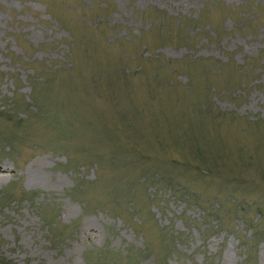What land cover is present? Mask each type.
<instances>
[{
	"label": "rangeland",
	"instance_id": "374dc122",
	"mask_svg": "<svg viewBox=\"0 0 264 264\" xmlns=\"http://www.w3.org/2000/svg\"><path fill=\"white\" fill-rule=\"evenodd\" d=\"M0 264H264V0H0Z\"/></svg>",
	"mask_w": 264,
	"mask_h": 264
},
{
	"label": "trees",
	"instance_id": "16d2710c",
	"mask_svg": "<svg viewBox=\"0 0 264 264\" xmlns=\"http://www.w3.org/2000/svg\"><path fill=\"white\" fill-rule=\"evenodd\" d=\"M209 12H214V8H211Z\"/></svg>",
	"mask_w": 264,
	"mask_h": 264
}]
</instances>
